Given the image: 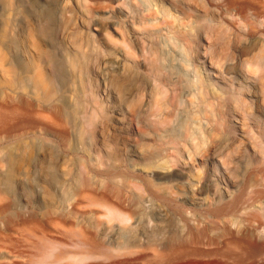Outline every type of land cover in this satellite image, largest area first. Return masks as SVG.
<instances>
[{"label":"rangeland","instance_id":"374dc122","mask_svg":"<svg viewBox=\"0 0 264 264\" xmlns=\"http://www.w3.org/2000/svg\"><path fill=\"white\" fill-rule=\"evenodd\" d=\"M218 2L0 0V264L264 262V7Z\"/></svg>","mask_w":264,"mask_h":264},{"label":"bare ground","instance_id":"6f19581e","mask_svg":"<svg viewBox=\"0 0 264 264\" xmlns=\"http://www.w3.org/2000/svg\"><path fill=\"white\" fill-rule=\"evenodd\" d=\"M208 1V0H207ZM218 3H220L221 5H223L225 8L224 9H227L228 11H232V10H235V8H238V10L239 11H243V8L244 9H246V8H248L249 6H254L255 5V7H256V5H259V4H261L263 7H264V3L262 2V1H260V0H220V2H218ZM259 7V6H258ZM218 8V7H217ZM250 8V7H249ZM159 9V8H158ZM157 9V10H158ZM226 11V10H225ZM238 11V12H239ZM249 11V10H248ZM227 12V11H226ZM225 12V13H226ZM235 12H237V11H235ZM248 13V12H247ZM228 14V13H227ZM234 14H236V13H234ZM239 14V13H238ZM243 14V13H242ZM256 15V14H255ZM257 16V15H256ZM46 31V29H43V32H45ZM184 37H185V35H184ZM132 77V76H131ZM135 77V76H134ZM131 80V79H130ZM123 84V83H122ZM125 90V89H124ZM127 92V91H126ZM121 128V127H120ZM138 134V133H137ZM18 159H15V158H13L12 157V159H11V171H14V169H15V166H16V164L18 163V161H17ZM14 174V173H13ZM13 176V175H12ZM229 181V180H228ZM227 181V182H228ZM230 184V183H229ZM117 211V210H116ZM118 215H117V217L116 218H119L121 221H123V222H126V221H129L132 217L128 214V213H125V212H123L122 210H119L118 211ZM111 214H113V213H111ZM108 217V216H107ZM110 217H112V216H110ZM115 218V219H116ZM112 220V219H111ZM132 220H133V218H132ZM132 220H130V222L132 221ZM114 221V220H113ZM130 222H128V223H130ZM122 224V223H121ZM153 226V225H152ZM154 228V227H153ZM133 229V228H132ZM136 230H138V229H136ZM133 231V230H132ZM132 231H130V233L132 232ZM135 231V230H134ZM140 231V230H139ZM129 232V231H128ZM136 232V231H135ZM141 232V231H140ZM143 232V234H144V232H145V230L144 231H142ZM139 233V232H138ZM142 234V233H141ZM128 235H129V233H128ZM132 235V238L129 240V241H127V242H125V243H123L122 245H121V247H120V250H130V249H133V248H135V247H137V245L140 243L139 241L141 240V237H140V235L139 234H131ZM142 236V235H141ZM126 239H128V238H126ZM125 239V240H126ZM233 241H234V243L235 244H238V245H240L243 249V252H244V254L245 255H247L248 257H250V258H258V257H260L261 255H263L264 254V243H255V242H253V241H251V240H249V239H247V238H241V239H237V238H233L232 239ZM174 247V246H173ZM188 252V251H187ZM205 253L204 251L203 252H201L200 254L201 255H203V254ZM199 254V253H198ZM199 254V255H200ZM196 255V254H195ZM262 264H264V262L262 263Z\"/></svg>","mask_w":264,"mask_h":264}]
</instances>
